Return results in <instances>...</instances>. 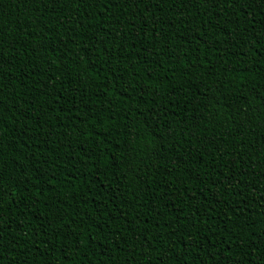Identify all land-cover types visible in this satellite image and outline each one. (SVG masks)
<instances>
[{"label": "trees", "instance_id": "16d2710c", "mask_svg": "<svg viewBox=\"0 0 264 264\" xmlns=\"http://www.w3.org/2000/svg\"><path fill=\"white\" fill-rule=\"evenodd\" d=\"M0 264H264V0H0Z\"/></svg>", "mask_w": 264, "mask_h": 264}]
</instances>
